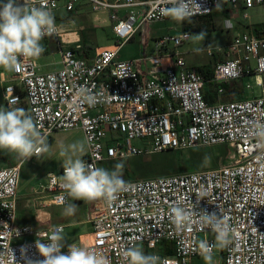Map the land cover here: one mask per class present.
Here are the masks:
<instances>
[{
  "label": "built area",
  "instance_id": "obj_1",
  "mask_svg": "<svg viewBox=\"0 0 264 264\" xmlns=\"http://www.w3.org/2000/svg\"><path fill=\"white\" fill-rule=\"evenodd\" d=\"M25 2L29 8L43 2L54 14L59 32L43 40H57L61 67L42 74L38 58H21L19 69L11 71L12 79L3 88L2 98L7 108H24L33 117L47 144L56 132L80 130L87 145L84 160L97 167L167 151L217 146L232 149L228 160L234 162L229 165L126 182V190L110 203L103 199L73 201L61 186L63 170L59 176L49 174L38 193L51 206L80 201L89 207L91 238L79 246L102 252L109 264H126L124 252L134 246L167 258L169 264H193L195 258L203 257L200 241L215 244V232L202 220L203 212H215L235 230V234L230 233L231 242L218 247L222 264H264V138L256 135L258 126H264V26L261 35L234 37L226 50L207 48L210 57L223 56L214 64L210 80L218 86V97L225 94L220 84L255 75L261 77L257 84L261 95L210 104L204 96L205 79L175 51L191 39L190 32L158 39L155 57L119 58L123 46L140 31L142 47L146 48L149 28L169 19L161 15V9L171 7V0H68V13L76 12L83 2L93 15L108 16L115 41L96 49L91 58L82 54L78 31L67 29L71 23L59 22L58 0L17 3ZM196 2L201 8L191 19L208 17L223 7L241 8L247 19L249 10L264 6V0ZM121 10L127 11L123 17ZM232 27L230 23L225 29ZM81 88L96 95L97 102L84 100ZM252 88L246 86L247 90ZM136 140L147 143L137 147L133 145ZM21 166L4 167L0 159V264L43 259L36 240L48 242L54 229L62 228L63 234L66 229L61 224L37 228L18 222ZM177 205L192 213L191 221L183 227L171 217L170 210ZM25 237L33 240L16 244ZM163 244L174 250L173 257L157 253ZM216 248H212V255ZM67 251L68 247L61 249L62 253Z\"/></svg>",
  "mask_w": 264,
  "mask_h": 264
},
{
  "label": "clouds",
  "instance_id": "obj_2",
  "mask_svg": "<svg viewBox=\"0 0 264 264\" xmlns=\"http://www.w3.org/2000/svg\"><path fill=\"white\" fill-rule=\"evenodd\" d=\"M171 7L161 9V15L180 23L191 22L194 15L199 14L201 5L196 0H171ZM225 22V26L230 25ZM59 32L55 16L45 3L40 6L27 7L17 3V0H7L0 5V68L6 71H16L20 67L21 58H39L45 48L41 41L45 36ZM206 32L194 34V41H202ZM200 49H197L199 51ZM80 93L89 104L97 102V96L88 89L81 88ZM102 96L103 93H100ZM256 135L264 138V126H258ZM49 145L46 138L37 128L34 119L24 108L0 107V151L15 154L18 158L28 160L39 157L47 152ZM84 152L83 142L65 146L60 144L59 156L62 159V188L66 189L73 201L91 202L103 199L113 202L120 192L126 190L123 179V163H117L114 170L97 167L86 162L80 153ZM78 205L66 203L64 215L75 214ZM171 217L178 227L191 221L192 213L177 205L171 208ZM202 220L215 232V244L200 241L199 248L206 264L212 262V248L227 246L230 233L235 230L227 223L226 218L217 213L203 212ZM65 237L62 228L54 229L48 237V242L36 240L35 247L43 259H27L26 264H109L108 258L100 251L90 250L76 243L68 245L67 253H62ZM23 255V251H22ZM11 256L15 260L13 251ZM126 264H169L167 258L156 254H146L139 247H129L124 252Z\"/></svg>",
  "mask_w": 264,
  "mask_h": 264
},
{
  "label": "rangeland",
  "instance_id": "obj_3",
  "mask_svg": "<svg viewBox=\"0 0 264 264\" xmlns=\"http://www.w3.org/2000/svg\"><path fill=\"white\" fill-rule=\"evenodd\" d=\"M68 0H58L59 10L57 11V17L59 22L66 25L70 24V29L72 31H78L80 34V38L82 40V34L86 36L90 43L96 49L107 47L113 44L114 36L113 33L104 28L93 27L91 13L84 9L78 8L76 12L68 13L66 11V5ZM81 3V2H80ZM249 19L244 20L243 16L240 14L232 13L230 17L236 25L247 26L253 23H259L264 21V8L257 7L253 10H249L248 12ZM216 22L214 25H211L203 32H206L207 35L205 39L202 41H194L193 35L199 34L202 31H192L191 39L185 42L180 48L176 49L177 55H180L187 63L188 66L200 68V67H208L213 68L214 64L217 62V57H223L220 54H217L214 57H210L207 53V48L213 49L217 51L222 48L226 50L229 42L232 41L233 37L236 33H239L237 29L235 31H227L222 25V18H216ZM179 23L168 19L162 22H158L153 24L151 27H157V30L166 33V35H177V33H181V26ZM150 27V28H151ZM83 28L82 30H79ZM169 33V34H168ZM51 40V39H50ZM47 43L49 54H42L38 59L37 63L42 74L57 71L61 67V54L59 50L50 45L49 39H45L41 41V44ZM139 41H133L125 47L122 48L120 53V60H139L145 54L147 58H152L157 55V48L155 46V42L149 40L146 48L142 49V56H136L139 51ZM172 48V47H171ZM197 49H200L197 51ZM94 50V51H95ZM260 76H252L245 77L242 80H238L235 82H231L230 85L232 88L227 90V94L224 95V102L230 101H239L240 98L246 99L251 95L259 96L261 95V89L257 87V84L260 82ZM243 84V85H242ZM250 84L253 88L252 90H247L246 86ZM213 89H217V85L213 84ZM211 86L208 87L209 91L213 92ZM211 93V92H209ZM242 99V100H243ZM0 107L8 109L5 101L2 98V91L0 90ZM48 151L42 157H32L28 160H25L21 166V177H20V191L19 195L24 196L29 191L40 190L41 185L47 182V178L49 174H54L59 176L62 167V159L59 156L60 152V144L63 143L65 146L70 145L76 142H83L84 144V152L79 155L84 157L87 152L86 141L82 131L80 130H66L56 132L49 139ZM147 143V140L144 141ZM143 141L136 140L133 142L134 146L141 147L144 143ZM230 151H232L229 147H213V148H196L188 151H167L160 154L146 155L142 157H136L126 160L125 166L129 168L131 179L125 180L126 182L136 181V180H149L158 177H166L174 175V171L183 168L182 173L189 172H198L207 169H218L222 166L229 165L234 161L228 160V156ZM169 156V161L165 164L158 163V159L160 156ZM101 167H105L104 165ZM162 172H172L171 175H161ZM28 195V194H27ZM78 205V204H77ZM64 207H54L51 212L53 214V221L56 225L60 223L61 225H67L64 232L65 249L71 243H76L80 245L82 243V235L92 232L91 225L88 223V210L84 206L78 205L75 214L66 216L64 215ZM65 217L64 221L61 222ZM21 219L19 218V223H21ZM58 222V223H57ZM87 222V223H85ZM45 222H42L44 224ZM89 237H84V239H88ZM32 237H25L16 242V244L27 243L32 241ZM90 240V239H89ZM146 254H152V252L146 251L144 247L139 246ZM158 254L162 255L158 250ZM223 256L221 255L219 248L217 247L214 254L212 255L211 264H222ZM193 264H206L203 257H197L194 259Z\"/></svg>",
  "mask_w": 264,
  "mask_h": 264
},
{
  "label": "crops",
  "instance_id": "obj_4",
  "mask_svg": "<svg viewBox=\"0 0 264 264\" xmlns=\"http://www.w3.org/2000/svg\"><path fill=\"white\" fill-rule=\"evenodd\" d=\"M6 2H7V0H0V5L4 4ZM17 2H18V0H17ZM80 6H81L80 9L84 8L91 13V19H92L93 27L104 28V29H107V30L112 32L111 24L109 22L107 15L104 14V15L95 16L92 14L91 9L87 4L81 2ZM260 7L264 8V6H260ZM255 8H257V7H255ZM255 8H253V9H255ZM253 9H251V10H253ZM119 13H120V16L123 17L126 15L127 11L121 10ZM232 13H235L237 15L240 14V16H243V10L241 8H238V7L218 8V9L214 10L213 15L210 17L191 19V22H188L187 20L180 22L178 25L181 26V28H178V30L181 29L182 30L181 33H183V32H190L191 33L192 31H205L206 29H208L209 26L215 24V22L217 21L216 18H222L223 19L222 25H224V21H230L232 26H233L231 30H227V31H229V32L235 31L237 29V27H239V29H238L239 33H236L234 37H236L240 34H243V33H255L257 35H261L262 30H263V26H264V21L259 22V23L249 24L247 26L236 25L234 23V21L230 17H228ZM248 19H249V15H248V18L244 19V20H248ZM223 27L225 28V26H223ZM80 29H83V28H80ZM147 34L149 35V40H152L154 42H156L158 39H160L166 35V33H163L161 31L157 30V27H155V26L149 28ZM177 34H180V33H177ZM142 38H143V35H142V32L140 31L129 42H127L125 44V45H128L129 43H131L133 41H136V40L139 41V44H138L139 51L137 52L136 56H141L142 49H143L142 43H141ZM48 39H49V41H51L50 45L55 46L58 49L57 40L54 38H48ZM229 43H228V45H229ZM47 45L48 44L46 42L43 44V47L45 48L44 54H49V49H48ZM125 45L123 47H125ZM119 58H120V54H119ZM218 59H221V58L217 57V60ZM38 67H39V65H38ZM39 71H40V73H42L40 68H39ZM11 79H12L11 72L6 71L3 68H0V90L1 91L3 90V88L5 86H7L10 83ZM207 90H208V88H207ZM213 93L215 94L214 89H213ZM223 97H224L223 95L219 96V97L217 95L213 96L214 100H216L215 104L226 103V102H224ZM51 141L52 140H50V143H51ZM86 147H87V145H86ZM86 154H87V152H86ZM86 154L84 155L83 159L86 157ZM0 159H1L2 165L4 167L14 166V165H17L19 163L23 164V162H24V159L18 158L15 154H8V153L3 152V151H0ZM20 177H21V173H20ZM19 184H20V181H19ZM19 191H20V186L18 187V198H19L18 199V210H17L18 222H19V218H20L22 221L21 223L31 224L37 228H45V227H43L44 225L42 224V222H45L44 223V224H46L45 226H47V225L50 226V225L54 224V221H53L54 217H53L51 210L55 206H51L50 203L44 198V196L38 193L39 190L38 191L35 190V191H31V192L29 191L27 193L28 195L26 194L24 196H20ZM72 203L84 206L86 208V210L89 209L88 205L84 202L78 201V202H72ZM62 218L63 219L61 220V222L65 220L64 219L65 217H62ZM85 223H87V222H85ZM58 224H60V223H58ZM64 226L66 228H68L67 225H64ZM91 234H92V232L87 233L85 235H82L81 236V238L83 240L82 243L89 242V239L91 238ZM84 237H89V238L86 240V239H84Z\"/></svg>",
  "mask_w": 264,
  "mask_h": 264
},
{
  "label": "trees",
  "instance_id": "obj_5",
  "mask_svg": "<svg viewBox=\"0 0 264 264\" xmlns=\"http://www.w3.org/2000/svg\"><path fill=\"white\" fill-rule=\"evenodd\" d=\"M213 13L210 16H212ZM210 16H208V17H210ZM81 41H82V46H83L82 54L86 58H91V56L94 53L95 47L90 43L89 39L86 36H84L83 34H82V40ZM196 69H197V72L201 76H203V78L206 81V86H205V90H204V96H205L206 101L210 104H215L216 100H214L213 96L217 95L216 92L214 94L212 91L207 90V88L209 86H211L212 89H213L212 86H214L212 83H210V80L213 77V68L211 69V68L204 66V67H200V68H196ZM219 86L225 90L224 95L227 94V92H228L227 90H230V88H232L230 83H222ZM209 92H211V93H209ZM242 99L243 98H240L239 100H242ZM50 144L51 143H49L48 145H50ZM172 152H176V151H172ZM176 153H178V152H176ZM168 161H169V156H167V155L166 156H160V159H158V163H160V164H165ZM124 162L125 161H109V162L104 163L103 165L105 166L104 167L105 169L111 171V170H114V167L117 163H123V165H124V167H123V179L124 180L131 179L130 170H129V168H127L125 166ZM182 172H183V168L178 169L177 171H174V175L181 174ZM171 174H172V172L171 173L170 172L169 173L168 172L167 173L166 172L161 173V175H171ZM159 251L161 252L162 256L173 257L175 255L174 250L171 249V247H169V245H167V244H163L162 247L159 248Z\"/></svg>",
  "mask_w": 264,
  "mask_h": 264
}]
</instances>
